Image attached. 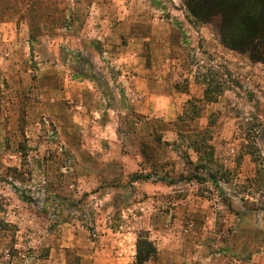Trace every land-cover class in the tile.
Returning a JSON list of instances; mask_svg holds the SVG:
<instances>
[{
  "label": "rangeland",
  "instance_id": "obj_1",
  "mask_svg": "<svg viewBox=\"0 0 264 264\" xmlns=\"http://www.w3.org/2000/svg\"><path fill=\"white\" fill-rule=\"evenodd\" d=\"M9 2L0 21L26 4L49 9L28 47L12 42L19 27L0 26V264L78 262L92 245L135 264L141 241L157 250L146 264H264L263 63L227 49L218 18L196 21L183 0L194 40L175 36L168 68L191 98L168 107L157 92L137 114L113 89L108 109L86 113L48 76L58 63L99 83L86 57L56 58V0ZM56 105L72 113L63 123Z\"/></svg>",
  "mask_w": 264,
  "mask_h": 264
},
{
  "label": "crops",
  "instance_id": "obj_2",
  "mask_svg": "<svg viewBox=\"0 0 264 264\" xmlns=\"http://www.w3.org/2000/svg\"><path fill=\"white\" fill-rule=\"evenodd\" d=\"M14 1L10 0L9 3L14 4ZM181 2L56 0V58L63 54L74 58L75 61L81 56L86 57L91 63H95V72L99 79L97 84L75 70L73 73L67 71V74H64L66 68L56 63V74H48L50 77L56 76V92L64 94L66 99L78 100L80 106L75 108L86 113L89 110L95 111L98 114L108 109L104 106L108 102V93L113 89L130 96L131 100L126 102L124 107L134 109L137 114H149L150 109L157 107V92L164 97V104H168V107L175 106L176 97H186V100L191 98L188 92L178 90L172 83V74L168 68L173 58L175 36H179L182 44L188 41L189 37L194 40V36L184 25L186 18L185 11L180 7ZM48 9L38 3L26 4L22 6L19 18L6 17L7 21H0V26L6 25L16 29L19 27V37H14L12 41L11 36L10 41L28 47L36 42L44 31L46 23L42 24L45 21L42 13ZM1 12L0 9V14ZM38 22L42 24L41 28L34 26ZM39 38L43 39V36ZM13 67L17 65L14 63ZM111 75H116L117 80L110 78ZM190 82L189 92L194 94L199 87L196 79L190 78ZM7 91L13 94L10 88ZM204 93L202 89V98ZM69 114L72 113L62 112L56 105V122L63 123L61 118ZM66 246L73 247L72 244ZM78 252V262L50 259L43 263L125 264L124 258L100 259V250L93 245L91 250L83 249Z\"/></svg>",
  "mask_w": 264,
  "mask_h": 264
},
{
  "label": "trees",
  "instance_id": "obj_3",
  "mask_svg": "<svg viewBox=\"0 0 264 264\" xmlns=\"http://www.w3.org/2000/svg\"><path fill=\"white\" fill-rule=\"evenodd\" d=\"M183 1V0H182ZM196 21L218 18L223 45L247 54L264 65V0H184ZM210 95L209 87L205 97ZM157 254L149 241L139 242L135 264H146Z\"/></svg>",
  "mask_w": 264,
  "mask_h": 264
}]
</instances>
